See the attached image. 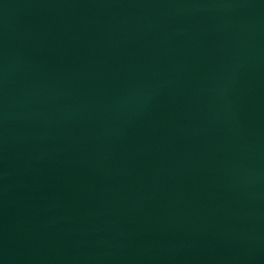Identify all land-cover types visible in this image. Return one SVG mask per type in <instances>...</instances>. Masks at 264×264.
<instances>
[{"label": "water", "instance_id": "obj_1", "mask_svg": "<svg viewBox=\"0 0 264 264\" xmlns=\"http://www.w3.org/2000/svg\"><path fill=\"white\" fill-rule=\"evenodd\" d=\"M0 264H264V0H0Z\"/></svg>", "mask_w": 264, "mask_h": 264}]
</instances>
